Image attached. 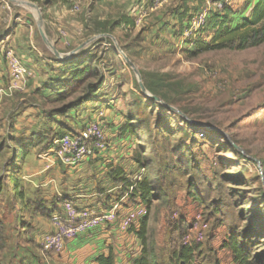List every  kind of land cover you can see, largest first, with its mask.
Segmentation results:
<instances>
[{
  "label": "rangeland",
  "instance_id": "rangeland-1",
  "mask_svg": "<svg viewBox=\"0 0 264 264\" xmlns=\"http://www.w3.org/2000/svg\"><path fill=\"white\" fill-rule=\"evenodd\" d=\"M19 1L33 2L37 8L0 0V39L36 34L34 48L46 55L40 65L44 69L38 68L42 72L37 73L52 71L45 64L61 60L41 38L39 27L62 57L72 54L68 59H74L80 53L88 54L87 58L94 56L93 65L97 69V77L65 101L48 100L57 94L44 97L43 108L74 105L80 98L90 97L100 84L98 95L109 94L112 106L119 104L122 108L125 124L130 126L127 135H132V143L124 145V151L122 146L116 151L124 154L119 159L123 176L135 182L147 175L158 188V199L153 200L148 212L147 235L159 264H169L165 252L170 255L186 237L196 246V264H235L226 246L232 234L239 239L247 237L252 253L264 251V43L244 50H212L188 57L185 49L190 47L189 43L198 36L208 37L209 33L203 30L187 33L191 16L206 8L207 0ZM249 1L225 0V3L234 13H241ZM182 14H186L183 19ZM123 15L133 23H123ZM230 18L237 20L239 15ZM2 65L7 69L5 58ZM139 82L159 101L142 92ZM25 94L28 100L36 101L34 91L17 92L3 98L0 107ZM15 103L16 99L9 102L7 110ZM85 104L84 114H93L89 103ZM166 104L181 111L188 121ZM76 105L75 111H68L71 116L66 117L71 119L67 123L69 133H80L93 121L102 122L104 131L107 130L104 118L86 120L79 128L74 127L72 123L77 122L82 110L78 112L80 105ZM59 118L64 120L65 116ZM193 122L219 131L200 128ZM201 129L202 137L198 135ZM104 142L106 149L114 145L106 138ZM11 146L5 150V158L14 157ZM28 152L21 160L25 158L23 163L30 165L38 159L39 151L30 146ZM96 154L93 150L85 159ZM2 182L0 176V191ZM91 188L78 189L86 193ZM120 188L121 193L118 190L107 210L117 205V217H127L130 208L140 201L139 197L136 202L131 198L132 186L124 192ZM9 190L13 193L12 185ZM9 190L5 188L0 193V207L10 204ZM33 190L28 195L39 200L41 188ZM61 204L47 201L43 206L56 211L54 206L58 210ZM139 221L136 219L130 227L138 229ZM200 223L206 224L204 238L195 241V227ZM132 230L128 229L134 235Z\"/></svg>",
  "mask_w": 264,
  "mask_h": 264
},
{
  "label": "crops",
  "instance_id": "crops-1",
  "mask_svg": "<svg viewBox=\"0 0 264 264\" xmlns=\"http://www.w3.org/2000/svg\"><path fill=\"white\" fill-rule=\"evenodd\" d=\"M255 2L256 0H250L241 13L233 12V15L238 14L239 18L232 20V24L247 18ZM36 39V34L29 37L15 35L12 38H6L5 41L0 39V87L6 86L10 81L8 71L5 69V65H2V61L6 52L11 50L31 70L32 74L29 78L34 77V79L32 77L33 80L28 78L27 81L21 83L15 93L30 91L36 93L34 94L36 98H33V100L36 99L34 102L28 100V95L25 94L9 101L12 103L16 99L15 106L11 110H7L9 102L0 107V176L3 178L0 193L5 191V188L9 190L11 185L14 193H10L9 190L8 201L11 198L10 204L0 207V221L4 224L5 235L3 247L0 248V264H96L98 256L107 255L109 252L113 253L115 264H134V260L141 254V245L140 241L137 242V237L131 235L128 229L133 221L141 219L145 215L144 206L139 202L130 208L126 214L127 217H117L116 214L113 222L100 223L82 232L77 238L68 240L59 251L44 252L42 248V250L40 249L41 236L54 229V224L50 219L51 215L57 211L61 212L64 202L70 201L80 210L91 209L98 214L107 211L113 202L112 199L117 197L118 190L121 193V185L113 182L110 171L111 168L121 164L119 159L124 156L122 153L125 150L124 145L132 143V135H127V131L124 134L120 133V128L127 119L122 116V108L119 104H116L115 107L112 106L109 94L98 95L101 84L95 87L96 91H92L90 97L88 95L85 98H80L74 105L70 104L62 109L43 108L42 99L60 92L58 89L62 88V81L68 77L72 70V63L66 60L51 61L45 66L48 65L52 71L37 73L40 71H37L38 68L44 69V66L40 65L46 59V55L40 49L34 48L33 40ZM78 55L73 59L75 64L86 59L88 54L80 53ZM88 64L86 60L81 67ZM48 100L53 102L57 100V96ZM76 103L80 105L78 112L82 109L81 116L76 120V124L72 123V125L79 128L81 122L84 125L86 120L89 122L93 119L104 118L108 125L107 130L104 131L105 138L114 145L111 149L98 150V154L94 158L81 160L77 164H66L59 157L57 158L56 154L53 155V141L55 138L71 132L70 126L67 124L71 119L66 117L71 116L68 111H75ZM85 103H89L93 114H84L86 113ZM61 115L65 116L64 120L59 118ZM4 128L5 133L3 134ZM10 130L13 131V134L10 133ZM12 136L26 139L33 148L37 147L38 159H34L33 164L23 163L25 158L21 160V157L17 159L14 157L5 158V150L9 146L12 147ZM120 147L123 151L116 153ZM16 162L19 163L14 166ZM11 169L12 173L10 174ZM82 186L92 187L91 191L83 193L79 190ZM44 187H48L45 189H48L50 194L46 190L47 194H45ZM34 188L37 190L41 188L42 195L39 200H33L32 196L28 195L29 192H34ZM13 195L15 196L14 200ZM24 197H28V199L25 200ZM102 198L104 199L102 200ZM0 199H2V194ZM47 201L62 202V204L58 210L54 206L56 211L47 208L49 215L45 216L39 211V205L43 206ZM133 201H138V196H135ZM34 204H37L35 209H30V206ZM106 205L107 207H105ZM165 254L169 256V253L165 252ZM155 255L158 256L156 250Z\"/></svg>",
  "mask_w": 264,
  "mask_h": 264
},
{
  "label": "trees",
  "instance_id": "trees-1",
  "mask_svg": "<svg viewBox=\"0 0 264 264\" xmlns=\"http://www.w3.org/2000/svg\"><path fill=\"white\" fill-rule=\"evenodd\" d=\"M42 1L46 3H66L68 0ZM184 15L186 14H182V19ZM231 15H233V9L227 4H225L222 10L212 12L205 26L201 29L209 33L208 37L198 36L192 40L189 43L190 47L185 49L188 57H196L203 52L212 50H244L264 43V0H256L252 6L250 15L239 23L232 24ZM121 20L126 24L133 23L131 18L124 15ZM86 59H88L89 64L84 67H81L83 62L82 64H75L73 59L66 60L72 63V70L68 77L62 81V88L58 89L60 90L57 94L58 100L65 101V99L76 94L86 86L93 78L97 77V69L93 65L94 56H89ZM146 88L153 92L150 86H146ZM129 128V124H124L120 128V133L124 134ZM11 141L15 159L25 156L32 145L28 140L14 136L11 137ZM110 176L113 182L122 186V192L132 186L131 198L134 199L138 195L140 203L145 207L147 212L140 219L138 229L132 228L133 226L130 227V229H133L132 231L139 239L141 245V254L134 260V264H159L155 255V249L147 235L148 212L153 200L158 199V194L156 193L158 188L155 181L146 175L135 182H130L123 176V170L120 167L111 168ZM192 195H194L193 192ZM39 208L41 214L45 216L49 215V210L46 207L39 205ZM4 241V224L0 221V248L3 247ZM250 245L251 242L245 236H241L239 239L236 235L232 234L229 237L226 246L230 249L235 264H264V251L254 254L249 250ZM195 250L196 246L181 244L174 248L168 256V263L196 264ZM96 264H115L113 253L109 252L107 255L98 256ZM214 264H217V262Z\"/></svg>",
  "mask_w": 264,
  "mask_h": 264
},
{
  "label": "built area",
  "instance_id": "built-area-1",
  "mask_svg": "<svg viewBox=\"0 0 264 264\" xmlns=\"http://www.w3.org/2000/svg\"><path fill=\"white\" fill-rule=\"evenodd\" d=\"M206 4V8L191 16L187 33L201 30L212 12L222 10L226 3L225 0H207ZM5 61L10 81L6 86L0 87V101L13 95L20 88L19 85L27 81L32 74L27 65L11 50L6 52ZM198 135L204 136V130H199ZM104 141L102 122L93 121L86 125L80 133H66L55 138L53 147L57 156L64 163L75 164L92 155L93 150L97 152L105 148ZM116 208L117 205H114L111 209L98 214L86 209L80 210L72 202L66 201L62 205L61 212H55L51 215L50 219L54 224V229L41 236L40 246L44 251H59L66 241L77 237L87 229L100 223L113 222L116 216ZM205 229L206 224L202 223L195 227V241L203 240ZM189 240V237H186L183 244L191 245Z\"/></svg>",
  "mask_w": 264,
  "mask_h": 264
},
{
  "label": "water",
  "instance_id": "water-1",
  "mask_svg": "<svg viewBox=\"0 0 264 264\" xmlns=\"http://www.w3.org/2000/svg\"><path fill=\"white\" fill-rule=\"evenodd\" d=\"M11 1H16L17 3H25L27 4L28 6L32 7V8H37L36 4L33 3V2H26V1H19V0H11ZM39 34L41 36V38L45 41V43L49 46V48L52 50L53 54L55 57L61 59V60H65V59H68L72 54H69V55H66L65 57H62L61 54L59 53V51L55 48V46L47 39L46 35L44 34L43 30L41 29V27H39ZM125 57V59L127 60V57L126 55H123ZM135 72H137V70L134 68L133 64L130 62L129 63ZM139 85H140V88L142 90V92H144L147 96L153 98L154 100L156 101H159V98L157 96H154V95H149L147 92H146V89L144 87V85L142 84V82H139ZM168 109L170 110H173L175 112H177L180 116H182L183 118H185L187 121L188 119L186 118V116L179 110L175 109L174 107L170 106V105H165ZM191 122V121H190ZM195 123L197 126H199L200 128H203V129H209V130H216V131H219V129H217L216 127H210V126H206L205 124H201V123H196V122H193ZM221 132V131H220ZM236 149H238L237 147H235ZM239 150V149H238ZM240 151V150H239ZM242 152V151H241ZM256 162L258 163V161L256 160Z\"/></svg>",
  "mask_w": 264,
  "mask_h": 264
},
{
  "label": "bare ground",
  "instance_id": "bare-ground-1",
  "mask_svg": "<svg viewBox=\"0 0 264 264\" xmlns=\"http://www.w3.org/2000/svg\"><path fill=\"white\" fill-rule=\"evenodd\" d=\"M20 4H22V5H27V4H25V3H20Z\"/></svg>",
  "mask_w": 264,
  "mask_h": 264
}]
</instances>
